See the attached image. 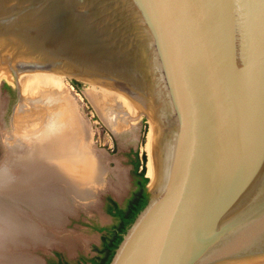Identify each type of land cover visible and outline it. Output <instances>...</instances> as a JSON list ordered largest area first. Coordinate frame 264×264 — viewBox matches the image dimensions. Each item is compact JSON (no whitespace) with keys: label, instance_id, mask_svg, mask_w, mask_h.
Returning a JSON list of instances; mask_svg holds the SVG:
<instances>
[{"label":"water","instance_id":"95a60500","mask_svg":"<svg viewBox=\"0 0 264 264\" xmlns=\"http://www.w3.org/2000/svg\"><path fill=\"white\" fill-rule=\"evenodd\" d=\"M0 68L105 84L147 113V201L108 264L264 261V0H0ZM87 146L99 169L60 226L101 201L109 156ZM52 245L27 252L45 264Z\"/></svg>","mask_w":264,"mask_h":264},{"label":"bare ground","instance_id":"6f19581e","mask_svg":"<svg viewBox=\"0 0 264 264\" xmlns=\"http://www.w3.org/2000/svg\"><path fill=\"white\" fill-rule=\"evenodd\" d=\"M65 75L47 71H17L16 76H13L9 70L0 68V77L8 76L10 80L17 81L21 92V98L14 108L11 120V124H15L14 131L5 132L3 121H0L5 149L0 163L15 168L22 178L28 180V183H21L16 189L0 197V208L14 211L38 229L35 239L25 237L17 245L10 246L5 252L0 253V264H38V259L36 260L27 250L28 247L41 244H65L68 250L74 248L72 234L65 233L70 236L68 239L59 238L61 235L57 234V231L53 233L60 227L58 225L60 220L56 221L58 212L70 205V194L75 196L74 191L79 189V182L85 185L89 182L88 172L92 166L94 170H98L99 164L88 149L86 125L80 122L78 112L65 92ZM79 79L89 83L87 91L98 110L95 109L114 130L121 132L132 130L133 123L130 119L140 112L147 115L120 90L115 88L118 90L116 91L105 84ZM121 105L124 108L126 106L127 111H124ZM2 107L0 101V119L3 116ZM54 118H61L65 125V130L61 134L50 135L47 132V126ZM145 147L146 174L150 178L152 169L150 120ZM117 175L120 181L122 173L119 172ZM95 177H98L97 173ZM52 222L55 224H49ZM78 239L82 241L79 237ZM16 253L22 256L16 258L12 256ZM257 264H264V261Z\"/></svg>","mask_w":264,"mask_h":264},{"label":"rangeland","instance_id":"374dc122","mask_svg":"<svg viewBox=\"0 0 264 264\" xmlns=\"http://www.w3.org/2000/svg\"><path fill=\"white\" fill-rule=\"evenodd\" d=\"M72 79L74 78L65 75V92L71 100V104H74L73 107L78 112L80 122L86 125L87 140L98 149H102L109 156L107 160L105 159L107 173L104 176V187H101L102 189L100 190L102 191L100 194L101 201L92 204L93 207L86 208V206H83V209L79 208L76 215L67 214V222L53 231V233L57 231V234L61 235L58 236L59 238L69 239L70 236L68 234H72L74 236L71 237V240H74L73 250H68L65 244L47 246V252H44L46 250H43V248L36 250L41 255V258H45V264H54L50 259L53 257L52 259L57 261L58 257L57 259L55 258L57 252L69 261H77L81 256L92 257L97 255L96 246L100 247L102 245L101 236L104 233V231L99 230V227H109L117 220L106 211L107 197L111 196L124 206L126 199L135 188L132 164V159L134 158L133 151L137 150L140 155L145 152L147 160L145 143L149 129V120L146 114L140 112L139 115L130 119L131 123H133L132 130H124L123 132L114 130L106 123L99 111H97L98 109L87 91L89 83L84 80H78L80 81V86L77 87L72 83ZM16 87V81L10 80L8 76L0 77V101L3 106V116L0 121H3L2 125L5 132L14 131L15 128V124H11V116L18 102ZM112 89L116 90L115 88ZM122 107L124 111H127L126 106L125 108L124 106ZM2 140L0 132V160L5 154ZM7 146V153H9V145ZM119 172L122 173L120 181L117 175ZM79 207L82 206L79 205Z\"/></svg>","mask_w":264,"mask_h":264},{"label":"trees","instance_id":"16d2710c","mask_svg":"<svg viewBox=\"0 0 264 264\" xmlns=\"http://www.w3.org/2000/svg\"><path fill=\"white\" fill-rule=\"evenodd\" d=\"M72 83L79 87L80 81L72 79ZM134 158L133 175L135 188L130 196L126 199L125 205L122 207L111 196L107 197L106 211L114 216L117 220L109 227H99L100 231H104L101 236L102 245L96 247L98 254L95 255L89 264H108L115 248L122 238V233L125 232L128 225L133 221L139 210L145 205L148 194L146 192V183L149 178L146 173V153L141 155L137 150L133 151ZM59 253L57 252L56 255ZM51 262H55L52 258ZM56 264H81L80 262L69 263L67 261H58Z\"/></svg>","mask_w":264,"mask_h":264},{"label":"clouds","instance_id":"9594fccd","mask_svg":"<svg viewBox=\"0 0 264 264\" xmlns=\"http://www.w3.org/2000/svg\"><path fill=\"white\" fill-rule=\"evenodd\" d=\"M64 130L61 118L52 119L47 126L50 135L61 134ZM21 183H28V180L22 178L15 168L0 163V197L13 191ZM37 235L38 229L34 224L26 222L12 210L0 208V253L17 245L25 237L35 239Z\"/></svg>","mask_w":264,"mask_h":264},{"label":"flooded vegetation","instance_id":"af4514ba","mask_svg":"<svg viewBox=\"0 0 264 264\" xmlns=\"http://www.w3.org/2000/svg\"><path fill=\"white\" fill-rule=\"evenodd\" d=\"M118 202V201H117ZM119 203V202H118ZM120 204V203H119ZM125 205V204H124ZM120 206L123 207V205L120 204ZM97 247V246H96ZM98 254V253H97ZM58 259L56 262L58 261H67L63 256H61L60 254L57 255ZM94 256H81L76 262H80L81 264H89L91 262V259L93 258ZM68 262V261H67ZM76 262H73V263H76ZM70 263V262H69Z\"/></svg>","mask_w":264,"mask_h":264},{"label":"crops","instance_id":"0c3cea01","mask_svg":"<svg viewBox=\"0 0 264 264\" xmlns=\"http://www.w3.org/2000/svg\"><path fill=\"white\" fill-rule=\"evenodd\" d=\"M51 258V257H50ZM53 258V257H52ZM55 258L57 259V255L55 254ZM55 261V260H54ZM68 262H70V263H73V262H76V261H69V260H67ZM54 264H56V261L54 262Z\"/></svg>","mask_w":264,"mask_h":264}]
</instances>
